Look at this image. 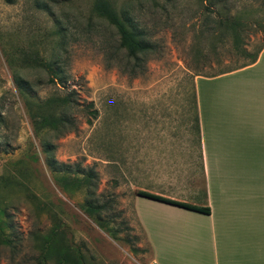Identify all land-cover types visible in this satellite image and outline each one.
Masks as SVG:
<instances>
[{
	"label": "rangeland",
	"instance_id": "rangeland-1",
	"mask_svg": "<svg viewBox=\"0 0 264 264\" xmlns=\"http://www.w3.org/2000/svg\"><path fill=\"white\" fill-rule=\"evenodd\" d=\"M109 1L155 46L136 74L93 0H0V219L13 237L0 264H34L57 222L89 264H153L134 192L202 184L194 78L264 44V0ZM223 17L241 22L236 38ZM238 79L215 81L200 107H232L224 85Z\"/></svg>",
	"mask_w": 264,
	"mask_h": 264
},
{
	"label": "crops",
	"instance_id": "crops-1",
	"mask_svg": "<svg viewBox=\"0 0 264 264\" xmlns=\"http://www.w3.org/2000/svg\"><path fill=\"white\" fill-rule=\"evenodd\" d=\"M233 76L239 79L224 85L222 101L230 89L232 107H200L215 81ZM193 87L202 184L155 194L209 211L134 194L153 264H264V46L253 62L198 75Z\"/></svg>",
	"mask_w": 264,
	"mask_h": 264
},
{
	"label": "trees",
	"instance_id": "trees-1",
	"mask_svg": "<svg viewBox=\"0 0 264 264\" xmlns=\"http://www.w3.org/2000/svg\"><path fill=\"white\" fill-rule=\"evenodd\" d=\"M92 12L96 17L104 18L108 23L114 26L119 36V49L124 51L126 57L129 60L131 59L132 63L130 64V70L133 74H136L141 69L143 59L147 56V54H150L154 51V44L145 40L142 32L132 24L126 13L122 10L117 11L109 0H93ZM220 24H222L224 28L231 30V36L233 38L234 36L235 38L237 37L238 31L240 30L239 27H241V22H239L238 18L229 19L228 17H223L222 20H220ZM59 35L60 37L57 42V47L62 46L64 41L63 37L65 36L64 32L62 34L60 31ZM263 46L264 44L258 48L257 52L253 54L250 59L240 64L238 67L220 71L217 74L228 72L253 62L257 56V53ZM57 60L58 57L55 56L53 61L50 62V68H53L50 72L52 74L53 80L62 86L63 81L57 77V69L54 68L57 65ZM136 69H138V71ZM192 96V107L194 109L195 115V128L198 133V116L194 87L192 90ZM85 107H93L92 102L89 101L86 103ZM96 113L97 111L93 109L91 112L93 118L96 116ZM29 115L32 117L30 113ZM134 194L202 213H208L209 211L205 206H197L187 202L166 198L143 189H137ZM87 212L92 214L93 209H90ZM0 213H3V211L0 210ZM94 220L99 224L100 227H103L111 235V237H113V239H115V235L111 233V231L108 230L103 224H101L99 219L95 217ZM37 235L38 237L35 240L36 243L34 247L37 255L34 258V264H89L85 262L79 245L75 244L68 234V228L61 222L50 224L45 232L39 233ZM12 238L11 232L9 231V225L0 219V244L12 247Z\"/></svg>",
	"mask_w": 264,
	"mask_h": 264
}]
</instances>
